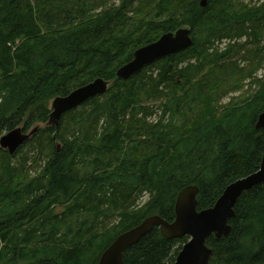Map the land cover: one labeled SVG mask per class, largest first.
<instances>
[{"label": "trees", "instance_id": "1", "mask_svg": "<svg viewBox=\"0 0 264 264\" xmlns=\"http://www.w3.org/2000/svg\"><path fill=\"white\" fill-rule=\"evenodd\" d=\"M109 1L0 0V136L19 125L26 131L44 124L51 94L66 95L96 77L112 79L136 48L175 31L181 27V19L194 25L208 17L212 26L195 63L179 68L170 62L190 46L144 66L128 80L116 77L115 85L104 94L63 114L60 124L71 114L87 117V133L81 139L70 141L62 125L61 133L53 125L38 127L25 144L34 143L33 151L47 155L41 172L29 177L27 160L9 164L24 144L12 155L0 149L8 162L6 169L0 164V206L9 200L11 213L0 220V264L23 263V249L29 241H20L19 224L23 218L38 216L39 209L42 214L53 204L74 202L49 232L38 226L24 231V236L37 237L50 245H44L42 255L29 264H96L118 234L145 217L156 214L173 220L176 195L183 187L197 185V209L208 208L230 182L260 165L264 128L255 129L254 123L264 110V79L256 81L259 89L251 98L242 99L246 115L230 106L218 110V101L222 94L241 87V80L252 77L255 69L264 68V0L246 5L222 0L224 8L216 11L211 7V13L210 4L214 6L216 0H208L205 7L200 6V0H121L118 5ZM144 8L153 14L138 18L137 13ZM242 36L253 49L246 48L236 60H231L226 51L207 52L208 42ZM22 39L40 41V45L28 47ZM246 46L232 44L235 54ZM240 61L246 62L245 67ZM191 70L200 77L189 82L192 91L188 98L165 92L187 82ZM144 96L161 99L158 109L169 107L171 116L182 114L181 100L201 112L194 121L204 119L208 111L216 117L205 127L193 125L192 137L181 144L175 127L181 115L171 118L173 123L168 126L158 119L148 123L146 117L151 112L140 105ZM87 107H92L91 111H86ZM225 120H230L234 128L226 126ZM180 137L186 139L183 134ZM55 141L61 144L60 150ZM127 155H132L131 162L134 157L132 167L122 163ZM114 162L115 169L108 171V165ZM8 179L17 188L5 192ZM141 192L147 198L138 204ZM75 208L88 214L95 225L82 234L70 231L72 239L65 246L58 245L60 224L70 219ZM234 212L235 217L229 221L231 233L206 241L213 251L209 264H264V183L243 192ZM111 213L119 216L123 227L100 243L92 257L87 256L93 247L88 237L96 234L93 228H105L104 219ZM77 236L81 240H74ZM187 239H165L154 228L124 251L123 264H174Z\"/></svg>", "mask_w": 264, "mask_h": 264}, {"label": "water", "instance_id": "2", "mask_svg": "<svg viewBox=\"0 0 264 264\" xmlns=\"http://www.w3.org/2000/svg\"><path fill=\"white\" fill-rule=\"evenodd\" d=\"M208 0H200V6L205 7ZM193 44L191 29L179 27L175 31L163 33L156 40L136 48L132 58L121 65L115 72L117 78L128 80L144 66L156 60L183 51ZM109 80L96 77L90 82L76 87L66 95L55 96L50 104L47 125L58 127L62 115L78 108L86 100L104 94ZM34 125L25 131L17 126L0 136V147L12 155L37 130ZM255 129L264 128V110L256 117ZM55 139V134L52 136ZM56 149L61 144L55 141ZM264 183V151L261 162L255 171L230 182L222 191L214 204L208 208L197 209L198 186L189 184L176 195L174 218L168 221L159 215L145 217L137 225L118 234L114 240L101 252L96 264H123L124 251L136 244L152 229L158 228L161 237L165 239L187 237L188 240L179 250L174 264H209L212 249L206 244L211 236L215 238L228 236L232 227L230 219L235 217L234 205L243 192L256 185Z\"/></svg>", "mask_w": 264, "mask_h": 264}, {"label": "rangeland", "instance_id": "3", "mask_svg": "<svg viewBox=\"0 0 264 264\" xmlns=\"http://www.w3.org/2000/svg\"><path fill=\"white\" fill-rule=\"evenodd\" d=\"M111 1H113L115 3V5H118L121 0H111ZM111 1H109V2H111ZM232 1H234L237 5L238 4L246 5V4H249L248 2H255V4L257 3V0H232ZM262 1L263 0H260V2H262ZM211 7H212V10L214 8V9H216V11L219 8L223 9L224 8L223 1L219 0L217 2V0H216L214 6H212L210 4L209 13L212 12ZM235 11H236V9H235ZM152 14L153 13L149 11V8H144L140 12L137 13V17L140 18L141 16H150ZM226 14H228V13L226 12ZM129 16H133V15H129ZM210 16L213 17L212 15H210ZM179 24L181 25V27L190 28L191 29V35L193 38V45L188 50L180 53L179 55L178 54L175 55L174 58L170 61V62H174L180 68V67L186 66L188 63H191V64L195 63V57L197 56V52L200 48H202L204 46L206 34L212 25H208V17L202 18L200 21H198L194 25H192L188 20L183 18V19H181ZM129 27H130V24H129ZM237 38L238 37H227V38H224L221 40L215 39L211 43L208 42V45H210V46H207V52L209 54H211L215 50L218 53L226 51L227 55H229L231 57V60H236L244 53L246 48L247 49H249V48L253 49V45L251 43H248L249 40L247 41L246 36L239 37V39H237ZM22 41L27 43L28 47L33 46L32 48H34V49H35V45L36 46L40 45V43H39L40 41L30 42V41H27L25 39H22ZM235 43H238L240 45L243 43H246L247 46L245 48H243L239 53L235 54L234 47H232V44H235ZM263 43L264 42L261 41V45ZM245 58H246V56H245ZM246 59L248 60V58H246ZM209 64H210V62L208 61V65ZM239 64H240V66H244L246 64V62L240 61ZM207 70H206V72H207ZM1 76H3V75H0V78H1ZM199 77H200L199 74H197L196 72L191 70L188 73L187 82L180 83V87L177 88L176 90L166 89L165 92H167L169 94L171 92H174L175 95H177V96H183L184 95L188 98V96H190V92L192 91V86L189 82L190 81L195 82L197 79H199ZM116 79H117L116 76H114L112 79L109 80V85H108L109 88L111 86L115 85ZM263 79H264V68L260 67L258 69H255L252 77L244 78L241 80V87L233 89L234 91L233 90L228 91L227 93L222 94L219 97V101H218V107L219 108H218V110H222L223 107L230 106L231 109L241 110V114H243V115L248 114L244 111V107H245L246 103L243 102L242 99L243 98H246V99L251 98L259 89V86L257 85L256 81L257 80L258 81L263 80ZM211 80H216V79L211 78ZM231 84H232V82H231ZM209 85H210V83H209ZM51 86H52V83L50 85H48L47 87H51ZM224 90H225V87H222V91H224ZM54 97L55 96L53 94H51V97L46 102L47 108L49 110H50L51 101ZM144 97L145 98L141 102L140 105L144 106V107H148L149 112H151L150 115H148L146 117V121L148 123H150L154 120H155L154 123H156L157 119H158V120H161L164 125L168 126V123L172 122L171 118H176V117L181 115L179 122H176V124H175L176 130L180 134H183L184 138H186V139H181L180 134L177 136V138L180 140L181 144H184L188 139H190L192 137V132L194 131L193 125L197 124V125H199V127H205L206 125L210 124L216 117L215 114L208 111L206 113V117L204 119H200L199 121H194L201 114V112L196 108H189V107L185 106L181 102V100H179V109L182 110V114L177 115V116H175V115L171 116L172 112L169 111V107L161 106L160 109H158L157 106L161 102V99H152V98H148V96H144ZM213 103H214V101H213ZM91 109H92V107L91 108L87 107L86 111H91ZM46 122L44 124L38 123L35 125L39 126V127H43V126L47 125ZM63 123H64V126H63ZM99 124L101 125L102 121H100ZM225 124H226V126L228 125V126L234 128L233 127L234 124L230 123V120L229 121L225 120ZM59 125L60 126L62 125V127H63L62 132L68 133L69 140L73 141L75 139V137H78L79 139H81L82 136L85 135V133H87L89 122H88L87 117H80L78 114H71V115L67 116L62 121V123ZM19 126L23 128V125H19ZM28 130H30V128H27L26 131H28ZM59 132L61 133L60 127H59ZM39 139L40 138L38 137L37 140H39ZM42 142H45L44 147L47 146V144H46L47 141L45 138H43ZM98 142H99V139L94 142V145L97 144ZM122 142H124V144H125V140H123ZM25 143H24L23 147L17 151L18 154L20 152L21 153L17 156H13V160L9 161V164L11 166H15L14 163H18L19 160H20V163L23 160L24 161L27 160L25 163L27 175L29 177L30 176L32 177L35 174L41 172L42 168H44V166L47 162V155L46 154H39L38 155L36 153V151H33L35 149V148H33L34 143H29V144H25ZM0 149H2V148L0 147ZM2 150H4V149H2ZM38 150H39V148H38ZM6 153H7V151L5 150V154ZM131 159H132V155H127L125 157V159L122 161V163L128 165V167H132L135 161H134V157H133L132 162H131ZM7 163L8 162L3 159L2 155H0V164L2 165L3 169H6ZM108 166H109L108 171L115 169V162L109 164ZM82 171H84V170H82ZM20 174H21V176H23L22 173H20ZM23 178H24V176H23ZM45 183H47V180L45 181ZM7 184L9 186L6 188L5 192L9 191L10 189L15 190V188H17L14 185H11L10 179H8ZM146 198H147L146 194H144V192H141L139 194L138 204H143L145 202ZM81 199L82 198H80L79 200L81 201ZM8 203H9V200H4L2 202V206H0V220L8 218L9 215H11V213H8V205H9ZM73 203H74L73 201H70V202H64V203H60V204H53V206H51L49 210L46 209L44 211V213H42V214L40 213V209H39L38 216H36L34 218L27 217V218L22 219V221L19 224V228L22 232V234L20 236V241L21 242H28L29 241V243H27V245H25L24 249H23L24 255H23V259L21 261L23 263L16 262L15 264H29V263L33 262L38 256H41L42 253L44 252V250H45V249H43L44 245H46L48 247L50 246V245L46 244L45 241L39 240L37 237L36 238H30L29 236H24V231L27 230L31 226H36V227L38 226L39 230L49 232L50 230L53 229L56 220L63 213L67 212V209L70 206H72ZM18 204H20V209H21L22 204H21L20 200H19V203L17 201V206H18ZM49 216H54V217L49 219ZM104 223H105V226H104L105 228L100 227V225L95 226L93 228V231L96 230V234L92 235L91 237H88V238H90V241L93 244L92 249L87 254V256H89V257L93 256L94 251L100 245V243L105 241L106 238L109 237L114 231L116 232L121 227H123V224H121V220H119V216L116 213H111L109 216H107L104 219ZM91 224L95 225V220L92 221V219L88 216V214L83 213V212L79 213V211L76 210V208H75L73 214L70 216V219L67 222L64 221L63 223L60 224L59 230H60L61 234H59L56 244L61 245V246L62 245L65 246L67 244V242L70 239H72L71 232H73L75 234H82L86 229H88L91 226ZM74 240H81V239H79V236H77L74 238ZM50 244H52V243H50ZM89 257H88V259H89Z\"/></svg>", "mask_w": 264, "mask_h": 264}, {"label": "flooded vegetation", "instance_id": "4", "mask_svg": "<svg viewBox=\"0 0 264 264\" xmlns=\"http://www.w3.org/2000/svg\"><path fill=\"white\" fill-rule=\"evenodd\" d=\"M188 240V239H187Z\"/></svg>", "mask_w": 264, "mask_h": 264}]
</instances>
